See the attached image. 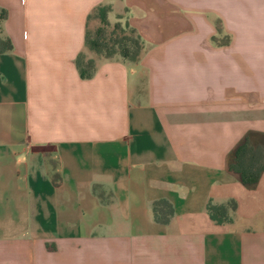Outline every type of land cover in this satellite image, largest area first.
<instances>
[{"label": "crops", "instance_id": "obj_1", "mask_svg": "<svg viewBox=\"0 0 264 264\" xmlns=\"http://www.w3.org/2000/svg\"><path fill=\"white\" fill-rule=\"evenodd\" d=\"M99 5L140 36L137 60L87 50ZM1 13L0 264H264V170L246 186L227 167L264 135V0H0ZM229 200L231 219L212 220L207 203Z\"/></svg>", "mask_w": 264, "mask_h": 264}, {"label": "trees", "instance_id": "obj_2", "mask_svg": "<svg viewBox=\"0 0 264 264\" xmlns=\"http://www.w3.org/2000/svg\"><path fill=\"white\" fill-rule=\"evenodd\" d=\"M109 6L99 5L90 17L99 19L100 25L91 32L86 31L84 45L90 52L97 56L110 58L119 55L124 59L135 61L138 59L143 42L134 28L127 22H116L111 25L107 20ZM4 14L1 13L0 17ZM11 48L8 38L0 40V51ZM83 53H80L75 64L81 77L89 78L95 70L93 58L84 60ZM228 170L238 174L240 181L246 186H253L258 181L261 172L264 170V135L257 141L252 142L244 138L231 151L227 160ZM236 208L234 200L226 203L213 204L208 202L206 210L212 220L217 223L227 222L231 219V212ZM154 217L157 221L167 222L172 208L166 201H159L153 205Z\"/></svg>", "mask_w": 264, "mask_h": 264}, {"label": "rangeland", "instance_id": "obj_3", "mask_svg": "<svg viewBox=\"0 0 264 264\" xmlns=\"http://www.w3.org/2000/svg\"><path fill=\"white\" fill-rule=\"evenodd\" d=\"M92 18H96V17H92ZM121 23H124V22H121ZM94 29H95V28H90V31L93 32ZM88 51H89V50H88ZM83 55H84V56H83V57H84V60L88 59L87 54L84 53Z\"/></svg>", "mask_w": 264, "mask_h": 264}]
</instances>
